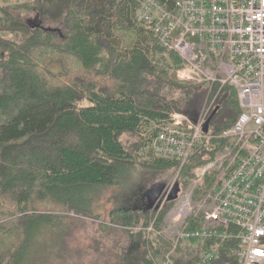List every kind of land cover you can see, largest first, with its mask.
<instances>
[{
	"label": "trees",
	"instance_id": "16d2710c",
	"mask_svg": "<svg viewBox=\"0 0 264 264\" xmlns=\"http://www.w3.org/2000/svg\"><path fill=\"white\" fill-rule=\"evenodd\" d=\"M4 3L0 6V264H29L36 248L50 239L47 236L55 235L59 249L53 245V253L59 255L65 251L73 220L96 219L92 211L100 187L117 185L139 164L156 171L176 169L177 160L152 156L148 139L140 133L171 111L195 118L206 88L199 90L176 76L180 58L159 46L150 28L136 20L138 0ZM28 9L60 27L24 23L20 14ZM55 63L60 66L57 73L50 70ZM146 75L183 93L167 99L149 91L138 85ZM222 96L209 124L211 134L232 125L240 111L233 88L224 86L217 100ZM124 134L136 135L137 140L124 144ZM220 145L211 138L192 151L179 169L181 187L188 185L189 171L211 159ZM167 209L146 210L140 216L133 208L109 213L112 224L130 231L137 224L143 227L137 231L143 249L135 250L141 264H158L155 260L168 246L161 235L145 230L155 217V231H160ZM196 225L188 219L189 229ZM193 241L180 242L178 250L189 251L192 243L205 249L215 242ZM237 245V240L221 242L217 255L206 264H235ZM193 260V256L183 262L174 258L175 264Z\"/></svg>",
	"mask_w": 264,
	"mask_h": 264
},
{
	"label": "built area",
	"instance_id": "2783aa9c",
	"mask_svg": "<svg viewBox=\"0 0 264 264\" xmlns=\"http://www.w3.org/2000/svg\"><path fill=\"white\" fill-rule=\"evenodd\" d=\"M138 2L136 20L150 28L159 46L180 58L176 76L211 92L216 88L212 102L195 118L171 111L140 133L152 156L178 162L152 209L168 206L160 231H155V217L145 227L168 243L155 262L175 264L174 258L183 262L193 256V264H206L221 242L237 240L235 264H264V0ZM224 86L235 90L239 114L220 133L204 132ZM211 138L220 147L189 171V183L181 187L180 167ZM176 183L179 190L170 200ZM189 218L197 224L193 229ZM210 238L215 242L205 249L192 243L189 251L178 250L180 242L206 243Z\"/></svg>",
	"mask_w": 264,
	"mask_h": 264
},
{
	"label": "rangeland",
	"instance_id": "374dc122",
	"mask_svg": "<svg viewBox=\"0 0 264 264\" xmlns=\"http://www.w3.org/2000/svg\"><path fill=\"white\" fill-rule=\"evenodd\" d=\"M4 4H6L4 0H0V6ZM20 17L26 24L32 23L34 25L43 24L44 26L60 27V25L57 26L56 24H47L39 11L33 9L21 12ZM35 18H39L40 22L36 23ZM2 36L8 37L11 35L2 33ZM165 56L166 62L170 64V59L167 58L166 54ZM171 66L172 65H170V67ZM178 68L179 67L176 68V72ZM50 70L57 73L60 70L59 64L55 63L51 65ZM138 83L139 86L142 85L149 91L159 92L167 99H176L183 93L181 90L174 87L157 83V81L149 75H146V77ZM192 83L196 84L199 90L206 88L205 85ZM205 90V98L199 112L203 107L208 106L214 98L213 95H210L211 90L207 88ZM215 101L216 104L214 102V107L218 104L219 100L216 99ZM136 140V135L124 134L122 136L124 144L133 143ZM144 159L146 158H141L140 160ZM175 173V169L156 171L145 168L141 166V164L135 165L121 177L117 185L100 187L96 190L98 198L93 203L95 208L92 211V214L97 216L96 219L81 216L73 220L72 224L70 220H67V222L71 224V231L66 239L64 252H58L60 254L55 255L53 253V247L56 246L57 249H59L58 241H53L55 235L53 237L52 235L50 237L47 236V239H50L43 241L40 247L36 248L35 254L29 264H141V261L135 254V250L141 251L143 249L140 243V235L137 232V229L143 227L141 224H137L130 231L127 228L112 224L110 223L111 219L109 213L112 209L116 208H133L140 212L137 213L139 216L143 215L146 210L152 211L155 202L152 203L150 207L147 206L149 202L148 199L152 198V196L148 194L151 186L157 182H168L175 176ZM145 192H147V195L142 197V194ZM139 198L142 199L139 200ZM142 235L145 237V233ZM158 262H160V260H158Z\"/></svg>",
	"mask_w": 264,
	"mask_h": 264
},
{
	"label": "water",
	"instance_id": "95a60500",
	"mask_svg": "<svg viewBox=\"0 0 264 264\" xmlns=\"http://www.w3.org/2000/svg\"><path fill=\"white\" fill-rule=\"evenodd\" d=\"M34 25V24H33ZM37 26H41L39 24H37ZM55 30V29H54ZM225 96H222L219 99L218 104L213 108V110L211 111V113L208 115L207 119L205 120L204 124H203V131L207 132L208 128H209V124L210 121L212 119V117L215 115V113L217 112L218 108L220 107L221 103L223 102ZM164 186V182H157L154 185L151 186L150 191L148 194H150L152 196L151 199H148L149 202L147 204L148 207H150L152 205V203L155 202L160 190L162 189V187ZM179 190V186L178 183L175 184V186L173 187L170 195H169V199H173L176 196L177 191ZM145 195H147V192H145Z\"/></svg>",
	"mask_w": 264,
	"mask_h": 264
},
{
	"label": "flooded vegetation",
	"instance_id": "af4514ba",
	"mask_svg": "<svg viewBox=\"0 0 264 264\" xmlns=\"http://www.w3.org/2000/svg\"><path fill=\"white\" fill-rule=\"evenodd\" d=\"M35 21H36V23H39L40 22L38 18H35ZM142 197H145V193L142 194ZM140 199H142V198H139V200Z\"/></svg>",
	"mask_w": 264,
	"mask_h": 264
}]
</instances>
